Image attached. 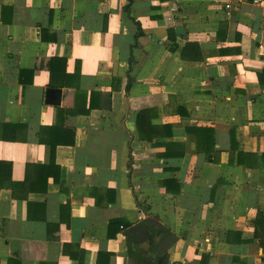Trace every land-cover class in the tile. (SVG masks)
Listing matches in <instances>:
<instances>
[{"label":"crops","instance_id":"1","mask_svg":"<svg viewBox=\"0 0 264 264\" xmlns=\"http://www.w3.org/2000/svg\"><path fill=\"white\" fill-rule=\"evenodd\" d=\"M263 68L249 3L0 0V264H264ZM147 217L177 242L145 262Z\"/></svg>","mask_w":264,"mask_h":264},{"label":"water","instance_id":"2","mask_svg":"<svg viewBox=\"0 0 264 264\" xmlns=\"http://www.w3.org/2000/svg\"><path fill=\"white\" fill-rule=\"evenodd\" d=\"M61 95L60 90L48 89L46 101L60 104ZM126 234L134 242L137 256L144 260L146 258L165 257L171 247L177 242L176 237L167 234L162 225L151 217H147L129 228Z\"/></svg>","mask_w":264,"mask_h":264},{"label":"trees","instance_id":"3","mask_svg":"<svg viewBox=\"0 0 264 264\" xmlns=\"http://www.w3.org/2000/svg\"><path fill=\"white\" fill-rule=\"evenodd\" d=\"M190 46H192V44H188L187 45V47H190ZM186 52H187V48H186ZM186 52L184 51V53L182 54V58L183 59L187 58V56L185 54ZM258 78H259L260 84L264 86V68H263L262 72L258 74ZM116 81H119V80L118 79H114V83ZM128 88H129V83H128L127 89ZM115 89L117 90L116 87H115ZM93 95H95V93ZM93 95H92V97H93ZM109 98H110V95H109ZM157 115H158L157 111H155L153 109H146V110H143V111L139 112V114L137 116V126H138V129H139V132H140V137H141L142 140H146L148 142H153V140L155 138H159V135H161V134H159L160 132H164V135L165 134L168 135V136L171 135V129H172L171 126L157 127V126H154L152 124V120H154L157 117ZM145 130H146V136L144 134ZM197 131H201V132L198 133L199 137H200L199 141H198V147H201V143H203V142L205 143L207 138H212V135L214 133V131L211 130V129H197ZM151 132H152V134L156 133L157 135L153 136V135H151ZM232 140L234 141V137H233ZM166 146L169 147L168 145H166ZM198 151L199 152H203L201 150V148H198ZM209 158H211V157H209ZM250 158H252V159H260L259 157H257L256 155H253V154L240 153L238 162L243 164V162L245 160L250 159ZM169 183H171V181L165 182L167 190L171 191V189L169 188V185H170ZM177 191L178 192L180 191L179 186H178V189L176 190V192ZM174 192H175V190H174ZM121 223L122 222H120V221H114V222L110 223V226L113 227L115 224L120 225Z\"/></svg>","mask_w":264,"mask_h":264},{"label":"built area","instance_id":"4","mask_svg":"<svg viewBox=\"0 0 264 264\" xmlns=\"http://www.w3.org/2000/svg\"><path fill=\"white\" fill-rule=\"evenodd\" d=\"M249 3L264 12V0H226V7L232 9L236 4Z\"/></svg>","mask_w":264,"mask_h":264},{"label":"flooded vegetation","instance_id":"5","mask_svg":"<svg viewBox=\"0 0 264 264\" xmlns=\"http://www.w3.org/2000/svg\"><path fill=\"white\" fill-rule=\"evenodd\" d=\"M144 260V259H143ZM144 261H146V260H144Z\"/></svg>","mask_w":264,"mask_h":264}]
</instances>
